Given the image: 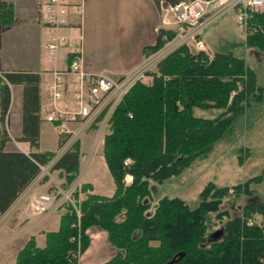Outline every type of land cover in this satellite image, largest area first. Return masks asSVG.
<instances>
[{
	"label": "trees",
	"instance_id": "16d2710c",
	"mask_svg": "<svg viewBox=\"0 0 264 264\" xmlns=\"http://www.w3.org/2000/svg\"><path fill=\"white\" fill-rule=\"evenodd\" d=\"M158 1V0H157ZM156 1V2H157ZM175 4L180 0H164ZM12 4L0 0V32L15 23ZM175 32L160 28L154 45L161 48ZM247 48L264 52V10L252 13L244 37ZM73 54H69L71 59ZM149 72L151 81L135 82L112 110L103 137L102 155L111 174L114 192L93 193L90 183L75 189L77 205L67 203L56 231L45 232V245L33 237L18 251L15 264H77L76 250L89 244L88 229L107 234L115 253L100 264H264V200L249 199L236 214L221 209L228 186L207 183L191 206L180 197H161L150 210V180L161 183L179 175L194 160L206 157L243 117L262 87L246 60L232 53L191 50L182 45L165 55ZM9 84H21L22 135L32 149L40 138V74L25 70L0 72V216L52 161L50 170H62L69 187L79 173L80 142L55 157V152L4 150L10 105ZM220 108L214 118L198 117L193 108ZM101 113V117H102ZM100 118V117H99ZM59 136L58 146L64 139ZM126 162V163H125ZM132 175L130 182L125 181ZM262 175L232 186L234 196H252L251 183ZM84 197L78 200L79 193ZM77 211L79 213H77ZM210 214L227 217L218 237L207 242ZM257 216L260 218L257 222ZM156 242L157 244H152Z\"/></svg>",
	"mask_w": 264,
	"mask_h": 264
},
{
	"label": "crops",
	"instance_id": "0c3cea01",
	"mask_svg": "<svg viewBox=\"0 0 264 264\" xmlns=\"http://www.w3.org/2000/svg\"><path fill=\"white\" fill-rule=\"evenodd\" d=\"M4 1L12 4L13 13L17 21L6 24L1 28L0 52L3 47H7L8 52L0 54V72L25 70L40 74L39 114L41 119L39 147L35 150L30 147L27 141L18 140L22 135L23 86L21 84H9L11 99L6 126L9 140L6 142L4 150L20 151L26 154L31 151H49L41 148L42 125L46 121L52 123L58 129L57 150L50 151L56 153L55 159L67 150L74 140L67 146H64V142L61 147L58 146L59 136H62L61 138L64 141L66 137L60 133L59 126L55 121L47 119V107L50 104V97L47 91L51 79L50 69L64 68L68 63L69 54L73 53L75 44L67 43L60 46L54 59L49 60L44 46L49 40L51 33L44 24L40 13V9L46 0ZM68 1L69 3L82 2L81 18L78 20L75 13L71 10L68 15L67 26L63 27L59 32L72 35L73 28L79 26L81 63L86 71L92 73L102 71L122 73L138 67L145 58V47L154 45L159 29H171L174 27L172 23L169 25L162 23L157 0ZM42 48L44 53L41 51ZM76 126V124H70L71 128ZM91 132V130L86 129L79 133L76 139L79 140L80 147L82 145V137ZM101 144L103 145V141L100 142V147L102 148ZM94 146L95 137L92 144L90 141V145H88L90 153L87 161L93 156L94 151L92 150ZM100 153V160L106 166L110 176L108 177L107 175L109 185H107V181L105 183L106 186L102 185L101 181L96 179L80 181L85 165L77 175L78 180L73 182H75L74 186L77 187L83 183H90L92 185L91 192L110 196L114 192V184L104 161L102 149ZM56 171L61 172L60 174L64 178L62 170ZM36 179L34 178L0 216V264H15L18 251L31 237L34 238L38 247H43L45 245V232L56 231L59 227V218L62 211H58L57 207H51L48 211L41 214L33 210L32 202L34 197L40 194H48V192L44 191L47 182L38 184ZM98 183L101 184V189L98 188ZM53 214H57L55 215L57 219L55 218L53 222L54 226H48L47 222ZM90 230L92 228H89L87 232L90 233ZM37 236L44 237L43 244L38 243ZM96 249V245L90 240V245L80 255L77 264H97L99 260H94V253H92Z\"/></svg>",
	"mask_w": 264,
	"mask_h": 264
},
{
	"label": "rangeland",
	"instance_id": "374dc122",
	"mask_svg": "<svg viewBox=\"0 0 264 264\" xmlns=\"http://www.w3.org/2000/svg\"><path fill=\"white\" fill-rule=\"evenodd\" d=\"M245 33L246 31L238 25L235 13L228 11L222 16L215 18L203 28L200 36L206 45V52L210 55L214 52L232 53L246 60L248 66L256 73L257 84L262 87L261 93L256 91L257 94H260V98L250 101V105L243 117L235 120L232 130L215 143L212 151L206 157L194 160L179 175L173 176L161 183L150 180L152 193L149 211H152L157 201L165 195L169 197H180L186 200L191 206H194L199 200V192L209 182L218 187H230L229 195L223 199L221 205V209L227 210L230 215L236 214L237 210L249 199H253V201L264 200V52L254 48H247L244 43ZM191 50L193 49L191 48ZM41 51H44L43 48ZM4 52L5 54L8 52L7 47H3L0 54ZM153 71H156L154 65L149 67L146 73ZM141 81L148 83L151 81V76L146 75ZM221 111L222 109L220 108H193V114L195 116L204 118H214ZM110 115L111 113L109 117ZM87 129L92 132L82 137L79 171L84 165L85 167L80 176V181L84 179H96L101 181L102 185L104 184L106 186V181L107 185H109L107 180V175L110 177L109 173L104 163L100 160V150L102 149L100 142L103 141V137L108 131V120L104 127L100 129L99 136L98 124H93ZM57 131L58 129L52 123L46 121L43 123L41 136V148L43 150H57ZM94 137L95 146L92 150L94 153L92 158L87 161L90 153L88 145H90V141L92 144ZM51 163L52 161L41 167V171L36 177L37 183L42 184L45 181L47 182L44 191L48 192V194H56L54 203H58L55 206L58 211H64V206L67 203L73 204L77 210L72 192L76 188L79 189L80 186H74L75 182H73L69 187H63L65 178L60 174L61 172L50 170ZM256 175H262V180L258 183L250 184L253 191L252 196L242 195L239 198L234 196L233 185L246 181ZM75 180H78L77 176ZM98 186L101 189V184L98 183ZM84 196L83 192H80L78 200ZM77 213L79 212L77 211ZM55 215L57 214H53L49 218L47 222L48 226H54L53 222L55 218L57 219ZM226 219V216L220 219L215 214L209 215L206 244L218 237L223 222ZM259 220L260 218L257 216V222ZM90 228L92 230L88 233V246L90 245V240L96 245L97 249L92 252L94 253L93 258L94 260H99L100 262L98 261L97 264H100L111 258L116 250L108 241L105 231L95 226ZM37 239L39 244H43V236H37ZM152 244L155 245L157 243L153 242ZM83 252L76 250L75 257L77 262ZM108 256L110 257L108 258Z\"/></svg>",
	"mask_w": 264,
	"mask_h": 264
},
{
	"label": "built area",
	"instance_id": "2783aa9c",
	"mask_svg": "<svg viewBox=\"0 0 264 264\" xmlns=\"http://www.w3.org/2000/svg\"><path fill=\"white\" fill-rule=\"evenodd\" d=\"M157 7L162 16V23L174 25L170 30H173L175 35L167 39L155 52L145 54L142 63L130 71L92 73L86 71L81 63L79 26L73 28L72 35L59 32L67 26L71 10L80 20L82 2L46 0L42 5L40 13L51 33L44 46L47 58L54 59L60 46L67 43L75 44L73 56L68 59L64 68L50 69L51 79L47 87L50 97L47 119L55 121L60 133L66 137L64 146L69 145L81 131H85L93 124H98L99 134L109 114L131 86L141 81L147 75L148 68L155 66L169 52L182 45L195 51H206V45L200 36L201 30L215 18L232 11L240 28L246 31L251 14L264 10V0H180L175 4H166L164 0H158ZM70 124L77 126L71 128ZM131 180L132 175L127 174L125 181ZM55 197L56 194L36 195L32 202L34 212L41 214L51 207L55 208L58 204L54 203Z\"/></svg>",
	"mask_w": 264,
	"mask_h": 264
}]
</instances>
